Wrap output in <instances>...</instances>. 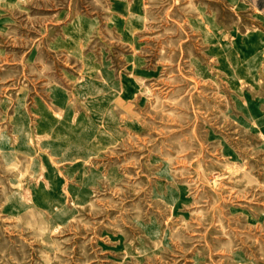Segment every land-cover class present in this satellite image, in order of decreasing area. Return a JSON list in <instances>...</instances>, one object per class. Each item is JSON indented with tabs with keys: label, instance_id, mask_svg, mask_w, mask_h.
<instances>
[{
	"label": "rangeland",
	"instance_id": "1",
	"mask_svg": "<svg viewBox=\"0 0 264 264\" xmlns=\"http://www.w3.org/2000/svg\"><path fill=\"white\" fill-rule=\"evenodd\" d=\"M0 264H264V0H0Z\"/></svg>",
	"mask_w": 264,
	"mask_h": 264
},
{
	"label": "bare ground",
	"instance_id": "2",
	"mask_svg": "<svg viewBox=\"0 0 264 264\" xmlns=\"http://www.w3.org/2000/svg\"><path fill=\"white\" fill-rule=\"evenodd\" d=\"M208 38L213 39L214 42L218 41V38L215 35H208ZM263 44V40L259 35H254L249 39V42L244 44L240 48L241 58L231 53L227 48L220 49V58L222 60V66L231 73L233 79H238L241 77L252 78L254 76V69L259 65L261 55L260 49ZM228 57L230 62L232 63L233 68L230 69L225 61V56ZM253 70V71H252ZM256 71V70H255ZM72 136L71 134H68ZM67 141L65 144L68 146L66 149L71 150L73 152L68 157L71 159L75 156L85 157V144L86 139H88V134L84 136H80L78 138H65ZM70 152V153H71ZM69 153V152H68ZM67 157V156H66ZM41 199L45 200L46 196L41 195ZM50 203V201L48 202Z\"/></svg>",
	"mask_w": 264,
	"mask_h": 264
}]
</instances>
